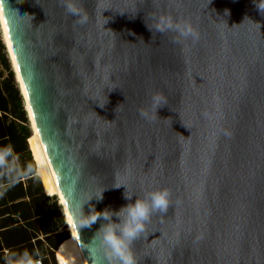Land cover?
I'll use <instances>...</instances> for the list:
<instances>
[{
	"label": "water",
	"instance_id": "obj_1",
	"mask_svg": "<svg viewBox=\"0 0 264 264\" xmlns=\"http://www.w3.org/2000/svg\"><path fill=\"white\" fill-rule=\"evenodd\" d=\"M78 3L82 25L62 0H0V12L86 263L107 260L92 251L101 218L77 219L84 194L103 189L85 214L116 212L166 188L167 210L131 244L137 264H264V13L253 0ZM159 15L199 39L152 30ZM154 92L167 103L146 121Z\"/></svg>",
	"mask_w": 264,
	"mask_h": 264
},
{
	"label": "clouds",
	"instance_id": "obj_2",
	"mask_svg": "<svg viewBox=\"0 0 264 264\" xmlns=\"http://www.w3.org/2000/svg\"><path fill=\"white\" fill-rule=\"evenodd\" d=\"M66 12L77 17V24L88 22V15L79 7L78 0H62ZM255 7L261 13H264V0H253ZM227 15V11L225 12ZM152 30L159 33L173 32L176 34L175 42L191 39L193 42L199 39L198 31L186 20L174 19L171 15H159L154 18ZM111 91V90H110ZM167 103L165 96L160 92H154L149 97V105L146 109L140 110L139 115L146 121H151L157 115V108ZM225 135L229 133L225 132ZM34 173L33 164H26L21 168L19 158L14 152L11 144L0 145V195L13 187L19 180L28 177ZM123 184H120L121 186ZM117 186V187H119ZM124 186V185H123ZM125 188V187H124ZM100 190L98 195L86 193L78 204L77 219L82 226H90L101 218L100 227L95 231L92 251L102 253L107 260V264H137L134 254L131 250L133 240L138 238L145 230L146 222L154 212H165L169 206L170 192L168 189H155L147 191L141 197H137L134 202L122 206L118 211L113 212L104 209L100 212L95 211L91 206L88 214L82 211V206L91 198L101 199ZM130 199L132 195H126ZM115 216L118 222L111 218ZM39 253L27 250L20 253H11L6 258V264H40Z\"/></svg>",
	"mask_w": 264,
	"mask_h": 264
},
{
	"label": "crops",
	"instance_id": "obj_3",
	"mask_svg": "<svg viewBox=\"0 0 264 264\" xmlns=\"http://www.w3.org/2000/svg\"><path fill=\"white\" fill-rule=\"evenodd\" d=\"M11 70L0 29V145H12L21 168L29 163L34 166L33 174L0 195V264H5L11 253L25 250L38 252L42 264L41 254L51 249L47 238L60 232L64 219L58 200L44 191L37 172L27 138L28 123L20 116L24 111L27 118L24 101ZM54 252L49 264H56Z\"/></svg>",
	"mask_w": 264,
	"mask_h": 264
},
{
	"label": "bare ground",
	"instance_id": "obj_4",
	"mask_svg": "<svg viewBox=\"0 0 264 264\" xmlns=\"http://www.w3.org/2000/svg\"><path fill=\"white\" fill-rule=\"evenodd\" d=\"M0 28L2 30V36H3L4 44H5V47L7 48V51H8L9 57H10V61L12 63V68H13V71H14L15 76L17 78V82H18V85H19L20 92H21V94L23 96V99H24V105H25V110H26V113H27V117H28V119H29V121L31 123L32 131L35 134L36 143H37V146H38V149H39V153H40V155L42 157V160H43V162L45 164L46 169L48 170L50 180H51V182H52V184H53V186L55 188L57 197L59 199V202H60V205H61V208H62V211H63V215H64V218H65L66 223H67V228H68L67 230H69L71 238H72V240L74 242V248H75V250L77 252V256L79 258L80 264H87L86 261H85V258L83 256L82 249L80 247V242H79V240L77 239V237H76V235L74 233V229H73V226H72L70 215L68 213V210H67V207L65 205L64 199L62 197L61 191L59 189V186L57 184L55 176H54V174H53V172L51 170V167H50L49 162L47 160V157H46V154L44 152L43 146L41 144L40 138L38 136L37 129H36V126H35V123H34V119H33V116H32V113H31V110H30V107H29V104H28V101H27V98H26V95H25V91H24V88H23V85H22V81L20 79L16 64H15V61H14V58H13V55H12V52H11V49H10L8 35H7L6 29H5V25H4V22H3V18H2L1 12H0Z\"/></svg>",
	"mask_w": 264,
	"mask_h": 264
},
{
	"label": "trees",
	"instance_id": "obj_5",
	"mask_svg": "<svg viewBox=\"0 0 264 264\" xmlns=\"http://www.w3.org/2000/svg\"><path fill=\"white\" fill-rule=\"evenodd\" d=\"M11 76L13 78V71L12 70H11ZM20 116L22 119H24L28 123L27 118L24 115V111H22ZM30 134H31V131H30V128L28 125L27 126L28 142L30 139ZM32 155L35 158V160H37L39 162L40 157H39V154H38V151L36 148H33ZM39 170L43 172L42 168H39ZM42 184H43V181H42ZM43 187H44V184H43ZM50 190H51L50 191L51 194H53L54 190L53 189H50ZM44 191H45V188H44ZM52 196H55V195H52ZM47 240L50 243L51 249H49L48 253H43V254H41L42 256L40 255L42 257V264H49V261L51 259L53 260L54 250H55V259H56L58 264H80L78 256L73 251L74 244H73L71 235H70L69 231L66 229L65 225H63V227L61 228L59 233L53 235L52 238H50V237L47 238ZM39 259H41V258L39 257Z\"/></svg>",
	"mask_w": 264,
	"mask_h": 264
},
{
	"label": "rangeland",
	"instance_id": "obj_6",
	"mask_svg": "<svg viewBox=\"0 0 264 264\" xmlns=\"http://www.w3.org/2000/svg\"><path fill=\"white\" fill-rule=\"evenodd\" d=\"M0 29H1V28H0ZM1 33H2V30H1ZM2 39H3V36H2ZM3 42H4V40H3ZM4 45H5V44H4ZM9 58H10V57H9ZM10 63H11V61H10ZM11 68H12V63H11ZM12 70H13V68H12ZM13 73H14V71H13ZM14 75H15V73H14ZM15 79H16V81H17L16 76H15ZM17 84H18V82H17ZM18 88H19V85H18ZM19 91H20V89H19ZM20 93H21V92H20ZM21 96H22V94H21ZM22 98H23V96H22ZM23 101H24V99H23ZM26 114H27V113H26ZM27 121H28V125H29L30 131H31L30 139H29V145H30L31 151H32V153H33V148H36L37 151H38L39 157H40L39 162H38L37 160H35V158H34V160H35V162H36V167H37L36 169H37V172H38V174L40 175V177L42 178V181H43V184H44L45 191H46L48 194H50V195H55L54 197H55L56 200H58V203H59V205H60V202H59V199H58V197H57V194H56L55 188H54V186H53V184H52V182H51V180H50L48 170L46 169L45 164H44V162H43V160H42V157H41V155H40V153H39V149H38V146H37V143H36L35 134H34L33 131H32L31 123H30L28 117H27ZM39 168H42V169H43V172L40 171ZM50 189H53V190H54V193H53V194H51V192H50L51 190H50ZM60 209H61V213H62V216H63V219H64V220H63V221H64V225H65L66 229H68V228H67L66 220H65L64 215H63V211H62L61 205H60ZM68 231H69V230H68ZM69 233H70V232H69ZM73 244H74V242H73ZM73 250H74V252H75L76 255H77V252H76L75 248H73ZM78 259H79V258H78ZM79 262H80V261H79Z\"/></svg>",
	"mask_w": 264,
	"mask_h": 264
},
{
	"label": "built area",
	"instance_id": "obj_7",
	"mask_svg": "<svg viewBox=\"0 0 264 264\" xmlns=\"http://www.w3.org/2000/svg\"><path fill=\"white\" fill-rule=\"evenodd\" d=\"M54 256H55V252H54ZM55 261H56V259H55ZM39 262H40V264H41V261H40V260H39ZM56 264H58L57 261H56Z\"/></svg>",
	"mask_w": 264,
	"mask_h": 264
}]
</instances>
